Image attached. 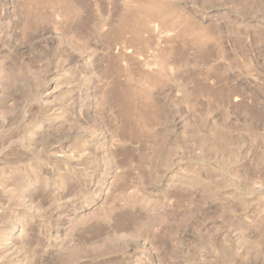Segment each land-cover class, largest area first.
Wrapping results in <instances>:
<instances>
[{
  "label": "rangeland",
  "instance_id": "374dc122",
  "mask_svg": "<svg viewBox=\"0 0 264 264\" xmlns=\"http://www.w3.org/2000/svg\"><path fill=\"white\" fill-rule=\"evenodd\" d=\"M0 264H264V0H0Z\"/></svg>",
  "mask_w": 264,
  "mask_h": 264
},
{
  "label": "bare ground",
  "instance_id": "6f19581e",
  "mask_svg": "<svg viewBox=\"0 0 264 264\" xmlns=\"http://www.w3.org/2000/svg\"><path fill=\"white\" fill-rule=\"evenodd\" d=\"M141 9L148 18H160L166 17L168 15V6L167 4H160L157 2H147L141 5Z\"/></svg>",
  "mask_w": 264,
  "mask_h": 264
}]
</instances>
